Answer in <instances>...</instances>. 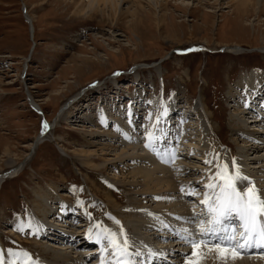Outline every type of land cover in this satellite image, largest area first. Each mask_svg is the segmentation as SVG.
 <instances>
[{"label": "rangeland", "instance_id": "1", "mask_svg": "<svg viewBox=\"0 0 264 264\" xmlns=\"http://www.w3.org/2000/svg\"><path fill=\"white\" fill-rule=\"evenodd\" d=\"M139 1L142 12L150 11V15L134 29L129 24V14L117 19L109 7L94 10L88 6V0H0V174L7 170V159L18 164L17 175L0 179L2 264H9L10 260L14 264L28 260L56 264L49 253L61 246L58 236L49 234L42 238L39 234L43 232L35 233L53 222L34 213V200L38 198L58 208L59 214L63 210L73 214L76 211L84 218L69 223L56 221L63 230L79 234L74 236V243L80 235L87 236L83 232L88 234L87 238L102 237L104 228L118 226L125 230L127 226L126 234L138 240L133 245L135 253L141 256L145 249L150 251L154 238L147 239L146 230H130L137 218L128 220L122 214L135 206L118 183V171L126 167L128 172L136 165H158L169 179H175L174 185L183 189L186 182L178 179L181 171L183 178L194 182L193 190L189 184L186 191L191 197L192 192L199 194L195 198L206 191L209 177L212 182L217 181L214 167L230 174L250 173L246 175L247 183H237L240 191L249 184L255 188L263 185L264 134H256L252 139L234 133L230 125L236 118L234 109L241 112L240 116L246 111L244 119L249 115L244 109L249 78L255 81L254 87L259 86L257 80L264 78V12L256 17L235 16L229 0H156L158 4L164 3V22L169 23L165 30L158 31L153 27V3ZM123 6L126 5L120 4ZM235 45L241 46L242 51L235 54L225 48ZM116 84L123 89L110 91L112 86L118 88ZM127 84L132 87L128 90L132 97L126 99ZM117 94L119 98L126 96L113 99ZM137 95L138 102L134 101ZM261 95L263 98L264 91ZM112 102H118L117 106ZM124 103L128 108L137 104L142 109L132 119H123L127 111ZM182 109L194 111L196 119L181 121L178 113ZM157 117H161L160 121L170 119L172 126L181 128V139L172 138L164 143L161 153H173L168 160L155 156L144 145L151 140V126L159 124ZM122 120L127 133L119 128ZM100 121L105 122L103 126ZM42 122L47 125V137L30 148L29 144L42 132ZM157 138L165 140L156 135ZM82 150L91 154L85 157ZM102 151L108 153L105 158L113 160V164H107L108 159H97ZM118 152L120 156H116ZM195 152L201 153L202 159H196ZM137 154L147 158L136 160ZM102 167L104 170H100ZM163 183L165 187L166 182ZM89 187L97 195L112 187L110 197L118 202V215L123 218L119 224L112 219L118 221L119 216L107 207V199L92 195ZM169 192L164 195L179 196V192ZM156 197L143 201L136 211L142 217L163 223L164 216L151 208L162 203ZM191 197L187 205V198L184 199V211H188L187 207L195 208V198ZM56 215L49 214L47 219ZM102 241L104 253L101 255L100 251L98 257L91 253L93 244L75 250L70 248L75 245L68 242L65 251L74 260H79L77 254L83 255L80 264L92 263L93 257L95 262L113 264L116 259L108 253V240ZM24 252L27 257L22 255ZM207 255V251H202L199 257ZM187 256L188 253L179 255L174 264H184Z\"/></svg>", "mask_w": 264, "mask_h": 264}, {"label": "bare ground", "instance_id": "2", "mask_svg": "<svg viewBox=\"0 0 264 264\" xmlns=\"http://www.w3.org/2000/svg\"><path fill=\"white\" fill-rule=\"evenodd\" d=\"M148 1L153 3V6L155 7V10H153V12H152L153 15H155V22L153 23L154 29L158 30V31H162L163 29L165 30V28H167L169 26V23L167 24V23L164 22V19L166 18V13L163 11V10H165L164 9V3H159L158 4L156 2V0H148ZM229 1L231 2V5H232V10L231 11L235 13V16H239V17L245 16L246 17V16H249V15H253V17H256V16L259 15L260 12H264V0H229ZM120 4L121 5L124 4L126 6L120 7ZM88 6L91 7V8H94V10H96V9L97 10H101L102 9L101 7H104V6L109 7L111 10H113V17H115L117 19L122 17V16H124L125 14H129V17L131 18L129 24L134 29H137L139 26L143 25L144 18H146V17H148V15H150V14H148L150 11L149 12H147V11L146 12L145 11L142 12V9H141L142 4L140 3L139 0H88ZM156 7H159V9L156 8ZM106 13H107V11H106ZM225 48H227L228 52H232V53H235V54L241 52L242 49H243L241 46H238V45L225 46ZM262 52H264V51H262ZM249 79H250V82L248 84L244 83L246 85V87H247V90H248V97L245 99V102H244V106L245 107H244V109L247 110V113H249V115H248V117H246L247 119H244V117H245L244 115H246L244 113L246 111H243L244 115L241 114V116H240L239 113H241V112H238L236 109H234L233 110V115L236 116V118L233 119L232 124L230 126H231V129L234 131V133H239L240 135H243L245 137H251L252 138L256 134H264V113L263 114L261 112L253 113L255 110L264 111V101H263L264 97L262 98V95H261L263 93V91H264V81H263L264 78H260L259 79V81L260 82L262 81V83L258 82V80L256 81L257 84H259V86H257V87H254V82L255 81L253 79H251V78H249ZM127 85H129V84H127ZM115 87H118V85L116 84ZM111 89L112 90H110V91H113L114 87L112 86ZM90 92L92 93V90ZM90 92H88V93H90ZM129 97H130L129 95L126 96V99L129 98ZM138 97H139L138 95L135 96L134 97V99H135L134 101H136V99H137V102H138ZM123 98H125V96ZM127 102H129V104H130L131 100H128ZM127 102H125V103H127ZM202 102H203L204 105H206L204 97L202 98ZM114 103L115 102H112L113 106H117L118 102L115 103V104ZM125 103H124V105H125ZM125 107H126V105H125ZM154 107L156 108V104L154 105ZM112 108H113V110H116L114 107H112ZM120 109H121V107H120ZM126 109H127L126 113H124V116H122L123 119L126 116H129L132 119V116H135L136 114H138V112H140L142 108L139 109L137 104H135L133 107H130V106H129V108L126 107ZM156 115H157V113H156ZM101 116H103L102 113H101ZM118 118H120V117H118ZM172 118L173 117H171V119ZM186 118L187 117H184L183 119H186ZM160 120H162L161 117H157L156 121H158L157 123H159V124L156 125L154 123V125H152L151 128H150L151 130H150L149 134L151 135V140L148 142L150 144V147H145V148L150 150L149 152H152V150L153 151L157 150V148L159 147L158 150L161 153V152H163L162 149H164L163 146H165L164 145L165 141L171 142L172 138L173 139L174 138L175 139L176 138L181 139L179 137V135H181V134H179L181 132L180 131L181 128L174 127L175 125L172 126L174 124V122H172L170 119L169 120L165 119L163 121H160ZM104 123H102V121H100V124H102V126L104 125ZM44 124H46V123H44ZM96 124H99V123H96ZM118 125L121 126L119 128H123L125 130V132L127 133L128 130L125 128L126 124H124L123 120L119 121ZM98 126H100V125H98ZM133 129H134V126H133ZM47 133L48 132H46V131L38 133L36 135V137L34 138V140L29 144V147L32 148L33 146H35L36 142L38 144L40 142H42L43 138L47 137ZM215 133L218 135L219 134V130H217ZM156 135H158L160 137V139L162 137L163 138L165 137V140H162L161 143L156 142V140H155ZM252 139H254V138H252ZM255 139H256V137H255ZM229 145L230 144L226 143V146H229ZM88 152H90V151H88ZM88 152L85 151V153H84V151H83V152H81V155L87 157L88 155L91 154V153H88ZM104 154H108V153L102 151L101 155L97 156V159H99V160L108 159L107 160V164H113L114 161L113 160L111 161L110 158H105ZM119 154H120V152H118V154H116V156H120ZM195 154H197V155H195V157H197L196 159H202V157L199 156V155H201V153H196L195 152ZM138 155H140V154H137V157L136 158L133 157V158H135L136 160L140 159L139 161H143L144 157L147 158L144 155H141L139 157H138ZM111 156H112V154H111ZM157 156L160 157V158L163 157L166 160L170 159L169 155L166 152H164V155H161V156L157 152ZM191 157H194V156H191ZM120 159H121V157H120ZM147 161H151V159H147ZM6 163L8 165L7 166V170L0 174V179H2L3 181H4L5 178L13 177V176L17 175V173H18V169H17L18 168V164L17 163L14 164V162L11 159H7ZM188 163H191V162L188 161ZM192 164H193V162H192ZM149 168H146L145 165L144 166L143 165H140V166L136 165V166H134V168H131V170H129L128 172L125 171L127 169V167L125 169H123V170H119L118 171V172L121 173L120 174L121 175V177H120L121 179L118 180V183L124 189H126L128 200L130 202H133L134 205H135L134 207H130L131 208L130 210H128L126 212L124 211L122 213L123 217H126L128 220H130V218H132L133 221L137 218V220H135L137 222H133L132 223L133 225H130V230H132V231L135 230V229L146 230V233H147L146 234V236H147L146 238L147 239L150 240L153 237L154 241L157 244H159V245L161 244V245L167 247V249H164L165 251H167V250L169 251L167 254H165L166 259H167V257H169L170 260L173 259L174 262L176 263L179 260L178 259L179 255H184V254L188 253L189 256H187V260H192V259H194V257L191 255L193 249L191 248L190 245H188L187 243H185L183 241L177 240L178 238L175 239V240L173 239L174 241L173 240L172 241H168L167 239L160 238L159 236L161 234H163V233H168L167 231H170L169 234L171 236L173 235V233H181L180 231L172 232L171 229L174 226L176 227L177 225L186 226V228L189 229L190 226H194V225L200 223L201 220L205 219L206 218L205 208H204L203 205L200 204V201L203 199V195L199 196V198H195V196L199 195V194H197L196 192H192L193 186H194V182L193 181H188V179L183 178V175H184L183 172L181 173V171H180L179 178H178L180 181H185L186 182L185 187L183 188V190H181L182 188H178V186L174 185L175 184L174 183V180H175L174 178L173 179H169L170 177L166 175L167 172L164 170L163 167L161 168L158 165L154 164V166H152L150 169ZM214 168L212 169L213 170V175H214V177H216V173L221 169V167L218 168L217 170H214ZM100 170H104V167H102ZM124 171L126 173H123ZM159 173H161L160 176L158 175ZM227 173L230 174L229 172H227ZM246 175H250V173L248 174V172H244V174H241L242 177H246ZM241 180L237 181V183L238 182H241V183H247L248 182L246 179H243V181H241ZM163 181L166 182V186L165 187H164L165 184L164 183L162 184ZM216 182H218V181H216ZM263 182H264V180H263ZM263 182H261L263 184L261 187L256 188V190L258 189L257 191H258L260 196L264 192V183ZM189 184H191V187H192V190H191L192 195H193L192 197H191V194L187 193V191H186V189L188 188ZM262 188H263V191H262ZM170 189H171V191H170ZM111 190H113L112 187L107 192L104 191L102 194L99 193L98 194L99 196H98L97 194H95L96 191L93 190V192H92L90 190V187H89V191L92 193V195L94 194V195L98 196L100 199H103L104 201L107 199V201H106L107 207H111L112 209H114L115 211H113L114 212L113 215L116 216V217L119 216V218L118 219L116 218V219L118 221H121V219H123V218H121L122 216L120 217V215H118L120 213V211L117 209L118 208V204H117L118 202H116L114 197H112V196L110 197V194H111L110 191ZM168 192L169 193L179 192V196H174L173 194L171 196H169V195L165 196L164 193L166 194ZM159 194L160 195L162 194V196L160 197ZM154 195H157V197L154 196ZM136 196H139V197L137 198ZM263 196H261V197L263 198ZM59 197H62V196H59ZM151 197L152 198H155V197L159 198L158 201H162V203L158 202L156 205L154 204V206H151V208L159 216L160 215L164 216V219L161 220V222L163 221V223L151 221L150 217H142L139 214V212L136 211L137 209H139L144 204V203H142L143 201H148V200L151 199ZM190 197L193 198V199L195 198L193 200L195 208L191 209V207L190 208L187 207L188 211H184V207H185L184 199L187 198V200H185L186 205H187L188 199H190ZM35 200H34V202H35V204H34V207H35L34 213H36L37 215H40L41 217L43 216L42 219H44L46 221H53V222H51L50 226H45L44 225L45 227L43 226V229L41 228V230H38L35 233L38 234V232L41 231L43 233L39 234L40 237H42V238L45 237L46 238V237H48L47 235L51 234V232L52 233L60 232V230L54 229V226L55 227L56 226H60L59 224H56V221H59L58 220V214L59 213H57V209L58 208H56V209L52 208L49 204H47L45 201H43L42 198H40V199L38 198V199H35ZM195 203H198V205H196ZM66 211H68V210H66ZM189 211H192V216L190 215ZM65 213H68L67 216H70V218H68V217H65L64 214H62V216H64V218H66L67 220H70L72 218V216L75 219V221H83L84 220V218H81V215L78 214L76 211L74 212V214L70 213V212H65ZM194 213L196 214L195 216H194ZM49 214H52V215L57 214V215L54 216L53 219H51V220L49 219L48 220L47 218L49 217ZM127 219H124V220L126 221ZM63 222L64 221H62V223ZM234 222L241 226V222L239 220V217L236 216L235 213H233L231 216L225 217V219L223 221V226L227 227L229 225V227H230V225H231V227H233L232 225L235 224ZM189 223H191V225H189ZM80 226H82V224ZM170 227H172V228H170ZM120 229L121 228H119L118 226L117 227L115 226V227H111L110 231L112 233L116 234L117 240L122 244L124 237L119 236ZM125 230L128 231L129 227L126 226ZM125 230H124V233H125L127 239L129 240V244H130L128 251H129V253H131V250H133V245L136 244L138 242V240L136 238H133V237L127 235ZM165 230H167V231H165ZM80 231H82V230H80ZM183 231H185V230H183ZM44 232H46V233H44ZM69 232H70V235H69ZM69 232L66 231V232H60V233L61 234H65V233L68 234V236L71 237V239H73L75 235H79V234H76L75 231H70V229H69ZM83 234L87 235V236L84 237V236L80 235L81 237L79 238L80 239L79 241L77 240L78 241L77 245H75L73 248L70 247L71 249H75L76 250L77 247H80L82 245H85V244L88 245V244L94 243V240H95L94 237L89 235L90 237L87 238L88 234H85V232H83ZM165 235H168V234H165ZM171 238H173V237H171ZM67 241L68 240H66L65 242L60 241L61 246H59V248H57V251H55V250L51 251L52 253H49L50 254L49 257L52 258L54 260V262H56V264L57 263H59V264H80V263H83L81 261L83 259L82 258L83 255L77 254V257H79V260H78V258H75L77 260H74L73 256L68 255L66 253L65 249L67 250V248H69L66 245L68 243ZM167 241H168V243L165 244ZM57 242H58V240H57ZM103 242L104 241H102L100 244L95 245V246L93 245L94 248H93V246H91V251L94 252L97 249H99V247L101 248ZM106 248L108 250V253L110 255H112L113 254V252H111L112 249L108 248V246ZM62 250H63V252H60ZM145 250L147 251L148 249H145ZM100 251L102 253V249H99L98 254H96L97 257L99 255ZM146 251L143 252V254L146 253ZM202 251H204V252L207 251L208 255L206 257H202V258L199 257V256H202ZM133 252L135 253L136 249L133 250ZM42 253L45 254V255L47 254V252L44 251V250H43ZM227 253L229 254L230 252H227ZM225 254H226V252L224 254H222L221 252H219L216 249H212V250H208L207 249V250H205V249L202 248L201 250L197 251V256L195 257V259L197 261V264H264V256H254V257L245 256L244 257V256H237V255H234V254L230 253L231 256L230 255L228 256L226 254L227 258L229 259L228 260L225 257ZM215 255H217V256H215ZM138 256H140V255L136 254L135 258L138 259L137 258ZM158 256L161 259L162 254H158ZM110 258H112V257H110ZM92 259L94 261V257ZM113 259H116V258L113 256ZM175 259H176V261H175ZM224 259H226V260H224ZM93 261L90 264H97V262H95V261L93 262ZM101 261H100V263H101ZM115 263H116V260L114 261L113 264H115ZM87 264H89V263H87Z\"/></svg>", "mask_w": 264, "mask_h": 264}, {"label": "snow or ice", "instance_id": "3", "mask_svg": "<svg viewBox=\"0 0 264 264\" xmlns=\"http://www.w3.org/2000/svg\"><path fill=\"white\" fill-rule=\"evenodd\" d=\"M46 128L47 125L42 122L41 131L43 132ZM145 147H150L147 141ZM236 168L237 166L233 162V169ZM241 179L247 178L242 177L238 171L228 174L223 168L216 173L218 182H212V177H209V183L205 185L206 191L200 201V204L205 208L206 218L196 224L199 235L207 236L219 231L225 217L235 213L241 222V229H234L231 233L226 232L217 237V240L224 247L235 245L237 250L251 247L253 243L256 246H264V198H261L256 188L251 184L244 188L243 191H240L237 187V181ZM112 219L119 224V221H116L115 218ZM102 231L104 236L98 235L97 243H101L103 239L108 240V246L112 249L113 256L116 258V264H134L128 251L129 240L123 228L121 227L119 233V236L124 237L122 244L117 240L116 234L109 229L104 228ZM237 231L239 232L238 237L236 235ZM185 241L191 244L193 249L191 255L194 257L192 260H186L185 264H197L195 257L197 256L196 250L200 241L195 238L188 239L187 237H185ZM207 242V240L203 241V243ZM9 254H12L11 249H9ZM22 255L24 257L28 256L26 252L22 253ZM101 255H103V252ZM0 264H2V261H0ZM9 264H14V262L10 260ZM23 264H35V262L28 260L23 262ZM101 264H103V261Z\"/></svg>", "mask_w": 264, "mask_h": 264}]
</instances>
